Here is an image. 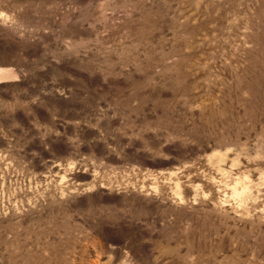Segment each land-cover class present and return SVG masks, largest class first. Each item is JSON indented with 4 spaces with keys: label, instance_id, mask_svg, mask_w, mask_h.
<instances>
[{
    "label": "rangeland",
    "instance_id": "rangeland-1",
    "mask_svg": "<svg viewBox=\"0 0 264 264\" xmlns=\"http://www.w3.org/2000/svg\"><path fill=\"white\" fill-rule=\"evenodd\" d=\"M0 264H264V0H0Z\"/></svg>",
    "mask_w": 264,
    "mask_h": 264
}]
</instances>
